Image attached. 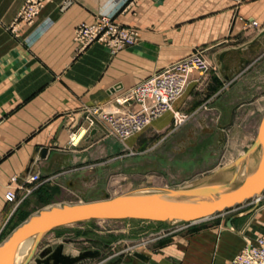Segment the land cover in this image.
Returning a JSON list of instances; mask_svg holds the SVG:
<instances>
[{
  "label": "crops",
  "instance_id": "0c3cea01",
  "mask_svg": "<svg viewBox=\"0 0 264 264\" xmlns=\"http://www.w3.org/2000/svg\"><path fill=\"white\" fill-rule=\"evenodd\" d=\"M24 1L0 0V226L46 206L72 204L101 160L114 164L112 158L128 148L101 129L76 147L68 143L85 109L110 101L116 88H131L201 50L210 71L187 78L174 108L191 120L220 119L244 97V72L264 58V0H72L63 12V0H51L31 23L14 26ZM100 16L136 30L137 43L115 55L101 44L76 54L74 28ZM171 120L160 118L149 129L163 131ZM32 173L40 180L29 186L31 193L17 190L7 202L10 179L22 183ZM249 206L150 242L141 252L147 261L115 254L92 264H229L246 244L264 238V200ZM159 227L124 226L121 233L139 237ZM117 241L107 247L118 249Z\"/></svg>",
  "mask_w": 264,
  "mask_h": 264
},
{
  "label": "rangeland",
  "instance_id": "374dc122",
  "mask_svg": "<svg viewBox=\"0 0 264 264\" xmlns=\"http://www.w3.org/2000/svg\"><path fill=\"white\" fill-rule=\"evenodd\" d=\"M195 51L201 52L205 57L201 50ZM261 62L259 67L256 66L244 72L242 75L246 89L244 97L240 98V102L232 104L233 111L224 113L220 119L202 117L191 120L187 114L176 110L173 104V110L186 117L180 125L174 123L173 113L168 112L160 117L170 116L172 119L163 131L154 132L149 129L159 118L142 133L127 139L124 143L110 137L117 144L128 148L112 158L116 160L114 164L108 165L104 162L105 160H101V164L96 169V176L92 178L90 184L87 182L88 185L85 184L78 190V195L73 199L72 204L105 200L146 189H190L208 184H228L232 178L230 179V174L225 173L226 169L254 142L264 115V58ZM209 71L203 75L193 74L204 77ZM230 88L225 87L226 90ZM129 143L133 146H128ZM128 150H132L134 155L128 156ZM247 172L249 169L245 170L246 174ZM232 184L230 187L235 188L240 185V182L234 180ZM35 206L30 208L35 209ZM251 206L250 204L249 207ZM38 211L34 210L33 214ZM30 216H23V218L16 216V220L9 226H0V243ZM226 216L227 213L225 215L221 213L216 219H223ZM197 224L133 220L88 221L47 233L42 238L37 252L46 247L55 248L60 244L64 247V253L72 257L83 251L97 250L100 252L98 258L83 260L77 264L98 263L115 254L122 257L141 253L144 248L133 247L142 240L151 239V235L155 236L160 231L170 233L180 227L184 228L169 235L173 236ZM124 226L161 227L143 236L130 237L127 233H121ZM109 235L113 237L109 238ZM114 241H117L118 249L107 247ZM37 256L36 253L35 257Z\"/></svg>",
  "mask_w": 264,
  "mask_h": 264
},
{
  "label": "built area",
  "instance_id": "2783aa9c",
  "mask_svg": "<svg viewBox=\"0 0 264 264\" xmlns=\"http://www.w3.org/2000/svg\"><path fill=\"white\" fill-rule=\"evenodd\" d=\"M47 1L51 0H25L17 14L14 26L20 22L31 23ZM71 4L72 0H63L59 10L63 12ZM252 24L256 26L255 23ZM138 37L136 30L119 25L112 18L106 16H100L90 24L80 23L73 31L76 54L84 52L93 44H101L110 54L115 55L134 46ZM210 67L203 54L195 51L186 58L155 72L131 88L125 90L116 88L115 95L110 101L85 109L83 124L68 134L69 146L76 147L83 138L96 129H101L107 137H112L120 143L142 133L153 121L172 112V106L182 96L187 78L191 74L203 75L210 70ZM173 119L176 125H180L186 120V117L175 112ZM127 155L132 156L134 153L132 150H128ZM39 180L40 176L35 173L28 175L22 183H18V178L12 177L6 188V201L13 202L17 190L24 191L26 195H29L31 193L29 186ZM262 200L263 195L253 198L249 203L259 205ZM182 229L184 228L180 227L170 233L160 231L152 237L153 239L142 240L133 248H145L150 242L166 238ZM229 264H264V238H256L246 244Z\"/></svg>",
  "mask_w": 264,
  "mask_h": 264
},
{
  "label": "water",
  "instance_id": "95a60500",
  "mask_svg": "<svg viewBox=\"0 0 264 264\" xmlns=\"http://www.w3.org/2000/svg\"><path fill=\"white\" fill-rule=\"evenodd\" d=\"M256 151L260 152L256 169L247 173L243 182L235 188L230 185L237 176L236 172L228 184H208L190 189H162L164 193L160 194L131 193L94 202L45 207L31 215L0 243V264H14L19 245L32 237V248L24 264H30L32 261L34 264H77L83 260L98 258L100 252L97 250H87L77 256H69L64 253L61 244L37 252L42 238L47 233L73 224L124 220L196 223L232 210L264 194V115L254 142L227 169H237ZM46 152V149L40 150L39 158H44ZM32 162L33 160L30 163ZM227 226L231 228L230 221ZM133 257L147 261L141 253H134Z\"/></svg>",
  "mask_w": 264,
  "mask_h": 264
},
{
  "label": "bare ground",
  "instance_id": "6f19581e",
  "mask_svg": "<svg viewBox=\"0 0 264 264\" xmlns=\"http://www.w3.org/2000/svg\"><path fill=\"white\" fill-rule=\"evenodd\" d=\"M171 111H172V113H175L173 108H172ZM259 160H260V152L256 151L248 158V160L246 162H243L242 164H240L237 169L236 168H232L234 171H230L232 169H229V170L227 169L225 173L226 174H230L229 176H230V179H231V178H233V175L236 172L237 176L235 178V182L239 181L240 184H241L243 182L244 178H245V175H246L245 170L249 169V172H247V173H251L253 170L256 169V167H257V165L259 163ZM230 172H232V173H230ZM160 193H164V191L162 189H157L156 188V189L140 190V191H136V192H134L132 194H134V195H147V194H160ZM33 241H34V237H32V238H30L28 240H25L24 242H22L19 245V247H18V249L16 251V254H15L14 264H24L25 263L28 255H29V253L31 251Z\"/></svg>",
  "mask_w": 264,
  "mask_h": 264
}]
</instances>
